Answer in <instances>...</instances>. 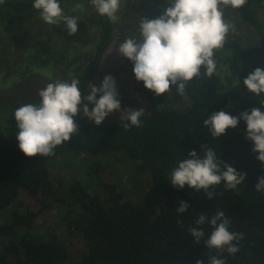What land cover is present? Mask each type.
I'll return each mask as SVG.
<instances>
[{
    "label": "trees",
    "instance_id": "trees-1",
    "mask_svg": "<svg viewBox=\"0 0 264 264\" xmlns=\"http://www.w3.org/2000/svg\"><path fill=\"white\" fill-rule=\"evenodd\" d=\"M147 1L157 17L169 6L166 0ZM261 1L247 0L246 5L235 9L241 21L255 32L256 42L244 45L235 38L215 51L217 67L227 69L225 78L218 70L210 78H194L184 90L190 100L188 107L153 109L140 117L142 127L125 130L123 119L96 125L87 121L81 110L74 118L78 133L57 146L54 155L26 157L18 147L19 130L11 134L4 130L14 121L17 107L39 100L27 98L0 105L4 117L0 124V236L6 238L0 245V264H196L197 260L208 264L211 255L224 259L225 264H264V192L255 190L258 178L264 176V163L256 159L258 153L246 139L243 120L236 129H228L217 138L203 125L204 119L220 110L235 116L254 107L264 110V93L256 96L243 84L254 69H264V21L258 15ZM33 3H0V32L4 34L0 36V93L10 96L22 85L30 86L31 81H27L34 76L53 83L64 66L69 77L74 75L79 80L82 95H88L106 52L117 38L115 22L95 12L89 0H60L61 6L69 5L72 10L77 5L80 10L85 7V13L95 18L92 55L78 70L71 49L78 38H61L63 22L45 23ZM31 20L36 21L32 27ZM60 42L64 48L69 46V51L56 56L49 47ZM144 89L152 105L166 98V94L156 96ZM202 145L215 150L221 168L224 161L246 173L242 190H225L221 182L210 189L216 196L209 200L203 190L171 185V171L183 159L191 158V151L203 157ZM118 152L133 161L136 176L149 174L153 191L144 203L133 201L114 166L107 162L92 160L85 167L90 180L75 179L67 194L56 186L49 171L52 159L68 153ZM181 200L189 204V209L177 214ZM61 207L65 211L59 233L35 231L40 215ZM217 210L229 218L230 231L243 234L235 255L206 247L204 241L212 231L209 223L200 226L205 236L199 243L188 231L196 227L200 214L210 220ZM79 238L85 242V250L75 256L70 246Z\"/></svg>",
    "mask_w": 264,
    "mask_h": 264
},
{
    "label": "clouds",
    "instance_id": "clouds-1",
    "mask_svg": "<svg viewBox=\"0 0 264 264\" xmlns=\"http://www.w3.org/2000/svg\"><path fill=\"white\" fill-rule=\"evenodd\" d=\"M166 2L169 6L157 18H140L139 39L136 35L125 38L118 48L119 54L133 63L135 79L142 81L144 87L156 96L170 92V86H177V91L182 94L187 83L194 78L213 76L217 70L215 50L223 48L226 36L235 30L234 24L224 18V10L240 9L247 0ZM89 3L100 16L113 22L118 20L121 0H89ZM33 8L39 10L45 23L60 25L63 22L69 35L77 33L79 18L66 15L60 0H34ZM79 83L74 77L70 82L48 83L38 91V103L23 104L14 110L19 129L16 136L18 147L26 157L54 155L57 146L78 133L79 126L74 118L81 110L96 125L114 111H120V119L126 121L123 124L125 130L132 126L142 127L140 117L144 110L129 108L121 111V100L112 75H105L100 87L91 84L90 94L86 96L82 95ZM243 84L249 92L261 96L264 93V69H254L243 79ZM89 104L93 105L91 110ZM261 104L264 105V100ZM240 120L246 123L245 136L253 143L252 151L258 153L256 159L264 163V110L261 107L245 110L238 116L224 110L216 111L203 120V125L212 137L217 138L228 129H236ZM202 148L203 157L191 151V158L183 159L171 171L168 180L174 188L183 189L187 185L197 192L203 190L211 200L216 196L210 190L214 186L223 182L225 190L236 189L245 180L246 173L238 172L224 161L221 168L215 150L206 145ZM255 190L264 192V176L258 178ZM188 209L189 204L181 200L176 213L183 214ZM206 223L212 226L210 236L204 241L209 250L215 249L219 253L226 250L231 255L240 251L239 241L244 238L243 234L229 230L230 220L221 210H217L210 220L200 214L195 220L196 227L188 228L196 243L205 236L200 226ZM196 264H204V261L197 260ZM208 264H225V260L211 255Z\"/></svg>",
    "mask_w": 264,
    "mask_h": 264
},
{
    "label": "rangeland",
    "instance_id": "rangeland-1",
    "mask_svg": "<svg viewBox=\"0 0 264 264\" xmlns=\"http://www.w3.org/2000/svg\"><path fill=\"white\" fill-rule=\"evenodd\" d=\"M64 13L70 16H76L79 18L78 31L74 35H69L66 30L60 33L61 38H66L72 41V39H77L76 42L71 44L72 54L74 57V65L76 68L82 69L83 60L90 58L92 55V49L94 45V33L96 29L95 18L88 16L87 9L82 7H76L72 10L71 6H62ZM87 14V15H86ZM118 20L115 21L116 30L118 32L117 38L114 40L108 51L106 52L104 59L101 63L100 70L95 76L92 85L100 87V82L105 75H112L117 84V89L119 92V98L121 100V111L125 109L139 110L143 109L144 113H148L156 108L163 107H175V108H185L190 104V100L183 92L180 94L177 91V86H170V92L166 93V98L158 103H150V95L144 89L142 81H137L133 73V63L127 58L121 56L118 52L120 43L123 42L125 38L136 35L139 39L138 27L140 23V18L155 19L157 18V13L150 9L147 0H121V8L118 12ZM258 15L264 21V0L261 1L258 8ZM224 18L234 24L235 30L231 31L226 36V41L223 46L225 48L232 39H238L244 45H252L256 42L255 32L248 26H246L238 16L235 9L225 8ZM36 21L31 20L30 27H32ZM4 31V30H3ZM8 31V30H6ZM5 32V31H4ZM10 32V30L8 31ZM5 32V33H8ZM14 34V33H13ZM3 32H0V36H3ZM15 36V35H14ZM82 46V47H81ZM69 47V46H68ZM62 47L60 42L57 46L52 45L49 47V51H52L56 56L60 55V52L69 51V48ZM81 48H84L82 52H79ZM2 50L0 49V60L2 61ZM220 50V49H218ZM215 50V51H218ZM216 63L217 58L214 56ZM217 70L220 72L222 78H225L227 74V69L222 66H218ZM59 73V71H58ZM73 75V74H72ZM65 72L64 66L60 67V77L57 81H69L71 78ZM31 81L30 86L22 85L18 88L12 95H5L0 93V105L7 102H20L28 99H32L34 102L39 100L38 91L44 88L48 81L43 80L34 76L27 82ZM56 82V80H55ZM54 83V82H53ZM1 87V86H0ZM91 89H89L88 94H90ZM99 98V94L97 96ZM88 103V102H87ZM89 110L93 105H88ZM84 116V115H83ZM121 112L114 111L109 116L105 118L104 121H115L120 119ZM3 116L0 114V124L3 122ZM87 121L89 120L84 116ZM8 124V123H7ZM19 130L16 124V120L8 124L5 127L6 133H13ZM94 160H99L107 162L114 166L118 177L121 180L123 188L131 193L133 201L136 203H144L150 193L153 191V183L151 182L149 174H143L136 176L134 171V163L123 153H108L104 155H91L88 153H68L59 157L52 159L49 163V171L51 177L59 187L63 194H67L69 186L73 183L75 179L78 180H90V178L85 173V167ZM243 173V172H241ZM244 181L237 186V190L240 191L243 188ZM65 208H57L52 211H48L37 218L35 231L38 233L49 234L53 232L59 233L61 230L60 220L63 216ZM6 238L0 236V245ZM71 252L75 254L82 253L85 250V242L79 238L74 241L70 246Z\"/></svg>",
    "mask_w": 264,
    "mask_h": 264
}]
</instances>
